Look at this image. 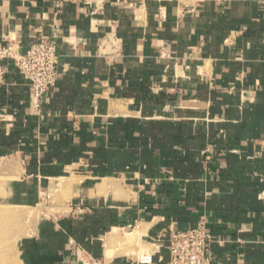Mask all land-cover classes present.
<instances>
[{
	"label": "crops",
	"instance_id": "obj_1",
	"mask_svg": "<svg viewBox=\"0 0 264 264\" xmlns=\"http://www.w3.org/2000/svg\"><path fill=\"white\" fill-rule=\"evenodd\" d=\"M41 39L37 111L0 60L4 196L41 211L8 263L166 264L202 227L211 264H264V0H0V47Z\"/></svg>",
	"mask_w": 264,
	"mask_h": 264
},
{
	"label": "built area",
	"instance_id": "obj_2",
	"mask_svg": "<svg viewBox=\"0 0 264 264\" xmlns=\"http://www.w3.org/2000/svg\"><path fill=\"white\" fill-rule=\"evenodd\" d=\"M0 60H9L28 83L30 107L37 111L42 96L53 88L59 78L58 53L49 39L31 44L21 53L15 42L0 47ZM7 73L0 65V85ZM212 240L202 228L170 232L169 258L166 264H211Z\"/></svg>",
	"mask_w": 264,
	"mask_h": 264
},
{
	"label": "rangeland",
	"instance_id": "obj_3",
	"mask_svg": "<svg viewBox=\"0 0 264 264\" xmlns=\"http://www.w3.org/2000/svg\"><path fill=\"white\" fill-rule=\"evenodd\" d=\"M13 179L14 178L5 175V173L0 172V209H6L8 211L14 210L20 215L16 220H5L4 222H0V260H3L0 264H9L8 261L14 254L15 239L21 233L20 230L27 226L29 221L41 216L40 208L21 209L10 206V203L5 199V194Z\"/></svg>",
	"mask_w": 264,
	"mask_h": 264
},
{
	"label": "bare ground",
	"instance_id": "obj_4",
	"mask_svg": "<svg viewBox=\"0 0 264 264\" xmlns=\"http://www.w3.org/2000/svg\"><path fill=\"white\" fill-rule=\"evenodd\" d=\"M20 217L19 213L13 210L0 209V222H4L5 220H16Z\"/></svg>",
	"mask_w": 264,
	"mask_h": 264
}]
</instances>
